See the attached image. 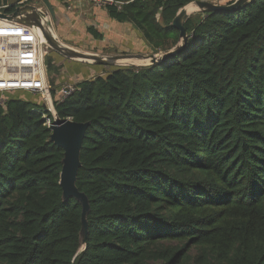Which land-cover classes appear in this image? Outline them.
<instances>
[{
	"label": "trees",
	"instance_id": "16d2710c",
	"mask_svg": "<svg viewBox=\"0 0 264 264\" xmlns=\"http://www.w3.org/2000/svg\"><path fill=\"white\" fill-rule=\"evenodd\" d=\"M10 1L1 12L32 2ZM116 1L107 19L157 54L175 47L171 22L195 0ZM184 28L174 58L80 79L54 103L60 120L90 123L75 182L90 206L78 255L81 206L62 200L63 150L42 106L0 105V264H264V0L193 13ZM62 60L45 61L53 95L68 79Z\"/></svg>",
	"mask_w": 264,
	"mask_h": 264
},
{
	"label": "water",
	"instance_id": "95a60500",
	"mask_svg": "<svg viewBox=\"0 0 264 264\" xmlns=\"http://www.w3.org/2000/svg\"><path fill=\"white\" fill-rule=\"evenodd\" d=\"M251 0H235L227 5H218L207 0H195L190 4H193L196 9L191 12L187 11V6L180 9L171 22V26L178 30L179 39L175 47L168 52H162L160 54H148V55H134V56H108V55H95L89 53H83L76 51L70 47H67L58 41L56 33L50 28L48 19H42V16L37 11L36 7L32 4H19L11 14H5L0 11V20L8 22H15L20 25L36 26L41 29L42 37L54 53L58 56L78 63H84L94 66H107L116 67L120 65L116 63L117 60L124 58H131L137 61H147L144 66H153L162 64L165 61L174 58L178 55L186 46L188 35L186 34L184 23L188 18L196 12L200 13H216L227 12L239 8L240 6L249 3ZM43 4L46 7L50 17L54 16V10L47 0H43ZM85 59V60H82ZM121 66V65H120ZM128 66H136L134 64H128ZM127 66V67H128ZM48 104L51 109H54L51 98L48 99ZM89 122L75 123L72 120H60L55 115V121L49 128L50 141L57 147L63 150V158L61 161V172L59 175V185L62 191V200L67 201L69 198L75 199L81 206L80 213V247L77 254H80L86 247L87 237V215L90 212V206L87 197L78 191L75 182L77 178L78 169L80 168V152L82 148L85 132L89 126Z\"/></svg>",
	"mask_w": 264,
	"mask_h": 264
},
{
	"label": "rangeland",
	"instance_id": "374dc122",
	"mask_svg": "<svg viewBox=\"0 0 264 264\" xmlns=\"http://www.w3.org/2000/svg\"><path fill=\"white\" fill-rule=\"evenodd\" d=\"M14 2L13 0H11ZM10 1V2H11ZM41 0H32V5H39ZM43 3V2H42ZM63 3V2H62ZM67 6L63 7L62 4V10L59 5H56L54 8V16L50 17L49 23L50 28L56 33L57 39L60 43L63 45L70 47L72 49H78L80 51H83V53H89V54H95L98 56L101 55H108V56H134V55H148L151 54V50L147 47V45L144 43L143 39L139 37L136 32L133 29H111L107 27L108 31L103 32V22L98 25L97 21H101V16L105 18V8L98 7L93 5L90 2H83L80 0H68L65 2ZM19 5V4H18ZM44 5V4H43ZM67 7V8H66ZM55 9H58V11H55ZM192 10V9H190ZM188 10V12L190 11ZM104 14V15H103ZM104 23H106L104 21ZM7 24L5 22L0 21V25L4 27V25ZM88 26H92L98 30V32L101 33L102 39L101 40H95L89 33H87L86 29ZM162 53V52H160ZM157 53V54H160ZM48 56H51V58L56 62L58 59L56 53H54L52 50L49 49L48 55L45 57V61ZM62 59V57H60ZM71 61L66 60L63 58L61 63L63 64V72L67 73V76L75 77L77 75L79 80L85 79L88 77V75H80L79 72L76 70L79 68L74 63L73 67L70 69V66L68 64ZM116 63L120 64L116 67H127L128 64H134L136 66L144 67L145 63L144 61H137L135 59L131 58H124L117 60ZM60 64V63H59ZM58 64V66H60ZM82 66L91 67L92 71L94 72L92 76L95 75H103L106 74V72H110L113 68L116 67H107V66H94L84 63H79ZM46 65V64H45ZM46 75L47 80L49 82L48 74H47V68H46ZM77 80L76 82H78ZM66 81H70L69 79L64 80L61 82V84H65ZM72 82V81H70ZM76 84V83H75ZM60 85V84H59ZM52 88V86L50 85ZM22 93V92H17ZM16 93H5L0 95V100L7 102L8 98L14 99L20 98L24 99L25 101L32 102L38 106H41V102L38 98H35L34 95L31 93H25V94H16ZM30 94L31 96H34L32 98L31 96L27 95Z\"/></svg>",
	"mask_w": 264,
	"mask_h": 264
},
{
	"label": "built area",
	"instance_id": "2783aa9c",
	"mask_svg": "<svg viewBox=\"0 0 264 264\" xmlns=\"http://www.w3.org/2000/svg\"><path fill=\"white\" fill-rule=\"evenodd\" d=\"M90 2L98 7H115L121 9L123 3L116 0H80ZM34 5L42 16L49 19L50 15L43 0ZM8 29L0 32V95L5 93L28 92L39 97L42 106V119L49 129L55 121V108L51 109L48 99L51 98L53 107L64 102L76 92L75 84L66 83L56 88L54 95L46 75L45 57L49 47L46 45L39 27L20 25L6 22ZM1 26V25H0ZM6 102L0 100V105ZM49 114V115H48ZM68 120V119H66Z\"/></svg>",
	"mask_w": 264,
	"mask_h": 264
},
{
	"label": "crops",
	"instance_id": "0c3cea01",
	"mask_svg": "<svg viewBox=\"0 0 264 264\" xmlns=\"http://www.w3.org/2000/svg\"><path fill=\"white\" fill-rule=\"evenodd\" d=\"M207 1L212 2L214 4H218V5H227V4L232 3L235 0H207ZM61 10L62 9H59V11H61ZM55 11H58V9H55ZM104 21L106 23H104ZM102 22H103V25H102L103 32L104 31H108V29H106L107 27L109 28V30L115 29V28L116 29H118V28H121V29H124V28L130 29L131 28V29H133L136 32V34L139 37H141L140 33H138L131 25H129V24H118V23H116L115 21H113L111 19H107V16L106 15H105V18H104V16L103 17L101 16V21H97L98 25L101 24ZM7 30L8 29L5 26L4 27L3 26H0V32L5 33ZM75 50L76 51H79V52H83V51H80L78 49H75ZM70 63H77L79 65V63L78 62H75V61H71ZM70 63L68 64V66H70V69H71L74 65L73 64H70ZM81 66H79V68L76 71L79 72L80 75H83V76L88 75L87 79L88 78H92L93 77L92 75H93L94 72H91L92 71L91 67H89V70H88V69L82 68ZM78 76L79 75H77L75 77H70V78L68 77V79L70 81H72V82L66 81L65 84L66 83H71V84L77 83L76 81L79 80ZM60 85H62V84H60Z\"/></svg>",
	"mask_w": 264,
	"mask_h": 264
},
{
	"label": "bare ground",
	"instance_id": "6f19581e",
	"mask_svg": "<svg viewBox=\"0 0 264 264\" xmlns=\"http://www.w3.org/2000/svg\"><path fill=\"white\" fill-rule=\"evenodd\" d=\"M194 7H195V6H194ZM195 8H196V7H195ZM190 9H192V7H191V8H190V7H187V11L190 10ZM0 21H1V22H5V23L8 22V21H5V20H0ZM82 60H85V59H82ZM144 62L147 63V61H144Z\"/></svg>",
	"mask_w": 264,
	"mask_h": 264
}]
</instances>
